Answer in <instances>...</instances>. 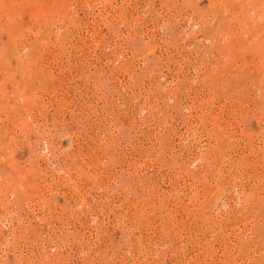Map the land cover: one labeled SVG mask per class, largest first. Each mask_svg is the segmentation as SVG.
Returning <instances> with one entry per match:
<instances>
[{"label":"rangeland","instance_id":"374dc122","mask_svg":"<svg viewBox=\"0 0 264 264\" xmlns=\"http://www.w3.org/2000/svg\"><path fill=\"white\" fill-rule=\"evenodd\" d=\"M0 264H264V0H0Z\"/></svg>","mask_w":264,"mask_h":264}]
</instances>
